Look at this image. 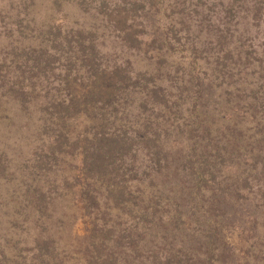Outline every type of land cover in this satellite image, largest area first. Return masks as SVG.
<instances>
[{"label": "rangeland", "instance_id": "374dc122", "mask_svg": "<svg viewBox=\"0 0 264 264\" xmlns=\"http://www.w3.org/2000/svg\"><path fill=\"white\" fill-rule=\"evenodd\" d=\"M230 2L0 0V264H86V215L78 198L80 181L75 178L82 149H76L73 141L69 145V132L74 134L73 128L83 132L85 127L83 122L69 127V111L63 108L62 101L69 91L83 92L88 72L84 59L78 56L80 48L66 46L69 34H77L89 42L97 53L94 60L98 64L113 66L123 62L121 65L134 77L145 73V79L164 87L163 95L170 106L165 115L152 111L134 95L123 96L119 101L127 111L120 112L125 120L141 122V112L163 120L166 126L160 142L163 145H170L172 137L178 140L187 137L182 127L189 124L186 108L191 103L189 94L195 92L191 81L194 67L213 89V97L206 100L209 108L199 112V118L206 124L204 135L212 142L207 154L211 160L226 164L225 169L222 167L225 174L217 175L219 180L237 181L241 191L236 197L256 205H250V211L258 217L257 231L248 217L223 219V209L209 211L206 206L211 194L207 192L199 195L198 206L189 210L182 201L186 211L179 224L192 221L200 229L172 233V225L164 224L168 228L165 231L166 227L157 224V220L150 231H144L135 225L147 218L137 210L132 212L130 205L137 201L144 206L140 178L139 183L130 186L131 195H126L129 200L125 203L121 197L122 203L112 215L98 212V217L115 229L102 233L109 241L107 250L114 249L118 260L123 259L126 264L138 261L140 252L144 264H176L171 254L198 250L192 240L196 231H208L221 239L213 252L219 264H225L227 242L236 247V253L225 259L228 264H234V257L240 264H264V75L259 74L264 67V52L248 54L245 52L252 50L242 46L251 39L264 46V21L262 12L251 1L246 7L228 13ZM19 12L21 17H30L20 24L18 33L10 22L18 18ZM257 13L260 21L253 19ZM32 16L35 23L29 22ZM237 20L241 21L238 29L237 25L232 26ZM169 23L182 29L181 41L171 48L159 39L158 30ZM140 30L143 39L136 38L135 33ZM150 33L155 42L147 41ZM240 50L243 53L238 55ZM69 75L80 79L70 89ZM168 126L176 128L174 135L166 130ZM193 133L199 135L198 131ZM138 145L143 149L150 147L137 138L134 148ZM169 151L165 150V155ZM215 167L218 170L220 164ZM136 174L133 171L125 179ZM145 177L144 184L153 182L154 187L162 180L151 181L148 173ZM115 178L111 182L105 178L91 179L99 183L88 187L103 192L101 207L109 202L105 188L122 179ZM151 207L157 214L172 210L165 202ZM190 211L195 214L192 219L187 217L192 215ZM163 234L168 236L165 248L161 241ZM38 239L46 240L55 250L50 254L45 250V255L39 257L41 252L35 248ZM134 242L139 245L136 250L131 247ZM237 248L243 254H238ZM159 249L165 250L161 255L167 252L172 260L168 262L163 257L153 263V255ZM247 250L248 256L244 254Z\"/></svg>", "mask_w": 264, "mask_h": 264}, {"label": "trees", "instance_id": "16d2710c", "mask_svg": "<svg viewBox=\"0 0 264 264\" xmlns=\"http://www.w3.org/2000/svg\"><path fill=\"white\" fill-rule=\"evenodd\" d=\"M248 1H251L253 5H255L257 11L262 12L261 15L264 21V0H231L228 13L233 12L236 8L246 7L245 5ZM248 10L250 11V9ZM21 14L22 12H19L18 18L14 20L11 19L10 22L18 33L20 24L30 17H21ZM32 17L31 20L29 19V22L35 23V17ZM246 17H249V14H247ZM259 18L260 15L258 13L253 15V19L256 21H260ZM240 22V20H237L232 26L236 28L237 25L238 29V24ZM64 28H67V26ZM158 30L159 39L164 43L165 47H175L177 42L181 41L179 33L182 32V29H179L173 23H169L165 26L163 25L161 28H158ZM137 31L135 33L136 38L143 39L141 30L139 32ZM154 37L155 36L150 33L147 35V41L155 42L156 38ZM67 39L68 42L66 46L68 48L74 49L76 45L80 48L78 56L84 59L88 72L86 83L83 84V92L79 94L78 91H69V94H66L62 101L63 108L69 111V127L74 123L80 122H83L85 127L83 132H78L73 128L72 131L75 136L69 132V145L71 141H73L77 144L76 149H82V159L79 161L78 169L75 172V178L80 181L78 198L81 203V209L86 215L84 220L86 229L85 239L87 241L85 263H127L123 261V259L118 260V255H115L114 249L111 248L107 250L109 241L102 237V233L107 230H109V232H114L115 229H113V224H110V226L108 223L102 221V219L98 217V212L100 211L104 214L112 215L113 210L116 211V206L122 203L119 201L121 197L124 199L125 203L129 200L126 195H131L132 190L130 186L139 183L140 178L143 183V187H141L140 191L145 202L144 206H141L137 201L130 203L132 212L137 210L138 213L147 218L146 220L144 219L136 223L135 226L138 229L141 227L144 231H150L154 224L157 223V220V224H163V226H165L164 224L167 226L172 225V233L178 232L180 229L184 232L190 228L196 230L200 229V226L193 225L192 221H184L183 226H181L179 220L182 219L183 213L186 211L182 201H185L189 210L190 207L198 206L196 199L199 195H205V192L211 194L206 206L209 211L214 208L223 209V219L232 218L231 220H243L248 217L249 220H251L250 223L254 224L252 228L256 229L258 217L256 213L252 210L250 211V205L255 204H248L244 198L240 199L236 197L237 192L240 193L241 191L237 181L232 183L228 182V180H219L217 175L225 174L224 169L226 164H221L218 160H211L209 154H207L209 153L212 142L204 135L206 124L199 118V112L209 108L206 107V100L209 99V97H213V89L211 85L208 86L209 84L204 82L203 78L199 77L200 73L193 67V73H195V75L191 81L192 89H195V92L194 94H189L191 103L190 106L186 108L187 116L190 118L188 121L189 124L186 128L182 127V131L185 132L187 137L185 140H178L177 137H172L171 144L173 148H170L171 144L166 145L165 143L163 145V143H160L163 128L166 127L164 126L163 120L153 118L152 115L144 116L141 112L142 115H140L143 120L137 122L129 119L125 120L120 113L121 111L127 112L120 106V99L123 96L134 95L137 99L143 100L152 111L156 112L158 110L162 115H165L170 106L165 95H163L165 91L164 87L160 86L161 84H158V86L154 81L150 80V78H148L149 80L145 79V73L136 74L137 76L134 77L131 71H128L121 65L123 62H116L113 66L98 64L96 60H94L97 53L93 51L94 49L90 48L88 41L83 40L82 37L77 36V34H69ZM242 46L246 47L248 50L249 48L252 50V52H245L248 54L264 52L263 44L255 43L252 39L250 42L242 43ZM240 51L237 52L238 55L243 53ZM31 52L32 51H27L26 53L30 54ZM18 63H22V61ZM194 63L195 62H193V64ZM259 74L261 77L264 75V67L260 70ZM69 78L72 79L71 75H69ZM79 80L80 79L75 76L72 79V83L69 81V89L71 84L75 85ZM193 81L196 82L193 83ZM21 85L25 87V84L22 83ZM129 90L133 91V93ZM142 122L146 123L141 124ZM147 122L150 125L149 127L147 126ZM138 126L140 128L137 130ZM174 126H168L166 128V130H170V133L173 135L176 131ZM151 127H153V129H151ZM178 129L180 128L178 127ZM208 129H210L209 126ZM196 131L199 133L197 137L193 133ZM191 134L193 135L191 136ZM137 138L140 142H143L145 146L149 144L150 147L148 149H143L141 145H138L137 148H134ZM174 148L178 150L174 152ZM233 149H236L234 145ZM165 150L170 151L165 155ZM226 150L228 151V149ZM218 155L221 156L220 153ZM137 158H141V161ZM218 164H220V167L217 170L215 165ZM228 169H230L229 166ZM133 171L137 173L136 176L125 179V176H131L130 173ZM147 173L151 181L155 179L162 180L156 182L155 187L153 186V182L145 185L144 183H146L145 181L147 180L145 174ZM94 177L96 180L98 178H105L109 180V182L116 179L115 177L122 178L118 182L111 183V186L105 188V193H107L106 197L109 196V202L105 203L104 207L100 206L103 194L102 190L99 188L93 190L88 187L89 185L99 183V181L91 180ZM168 186L170 187L168 188ZM172 197H174V200H172ZM162 202H165L167 208L172 207V210L168 209L166 214H157V210L153 213L151 210L153 207L151 206H156V204H161ZM111 203H113L112 206ZM190 212H192V215L187 217L192 219L195 214H193V211ZM118 215L120 216V214ZM165 221H167V223H164ZM238 227L241 228L242 226L239 225ZM134 229L135 228H133V230ZM167 229L166 227L165 231ZM255 229L252 230L255 231ZM162 237V245L165 248L168 236L167 234H163ZM243 239L249 241V239H245L244 237ZM192 240L198 245V250L195 249L192 252L186 253H182L178 250L172 253L171 257H174V259L176 258V264H196L197 261H201L204 264H219L213 258V252L216 250L215 247L217 248V240H221L218 239L216 233L212 234L208 231H196ZM123 245H125V243H123ZM227 245L228 249L224 253L223 258L225 264H228L225 262L226 257L236 253V247L229 244V242H227ZM50 246L51 244L49 245L46 240L38 239L35 248H37V251L41 252L39 257L42 258L43 255H45V250L49 254L51 250H55V247L52 248ZM138 246L139 245H136L134 242L131 247L136 250ZM237 249L238 254H243L239 253L240 248ZM163 251L165 250L159 249L154 253L153 263L161 261L163 257L168 262L172 260L167 252H165L164 256L161 255ZM244 254L248 256V250L245 251ZM141 257L142 254L140 252L139 260L134 262L130 261L128 264H136V262H139L138 264H144V262L140 260ZM234 264H240L235 257Z\"/></svg>", "mask_w": 264, "mask_h": 264}]
</instances>
